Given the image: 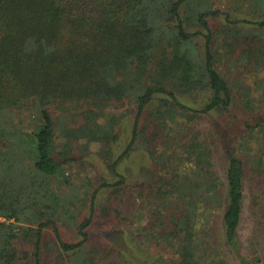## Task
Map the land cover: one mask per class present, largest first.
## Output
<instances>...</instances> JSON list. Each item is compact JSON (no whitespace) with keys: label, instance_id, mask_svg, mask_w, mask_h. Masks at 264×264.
Here are the masks:
<instances>
[{"label":"trees","instance_id":"1","mask_svg":"<svg viewBox=\"0 0 264 264\" xmlns=\"http://www.w3.org/2000/svg\"><path fill=\"white\" fill-rule=\"evenodd\" d=\"M223 1L0 0V264H126L100 257L89 231L106 186L88 196L83 216L82 187L63 171L77 159L57 160L59 139L65 152L98 156L115 189L127 186L122 165L135 152L158 169L142 191L118 197L126 207L154 204L140 234L131 222L116 237L166 246L169 258L142 254L126 239L122 254L134 264H228L224 247L247 264L243 157L227 151L225 186L208 138L192 128L237 102L254 111V93L264 99V0ZM219 64L245 75L231 81ZM199 99L200 107L188 103ZM128 119L130 139L117 155ZM245 126L249 138L264 132V124ZM181 130L194 131L181 139ZM247 156L259 170L263 158ZM49 228L55 262L44 256Z\"/></svg>","mask_w":264,"mask_h":264},{"label":"rangeland","instance_id":"2","mask_svg":"<svg viewBox=\"0 0 264 264\" xmlns=\"http://www.w3.org/2000/svg\"><path fill=\"white\" fill-rule=\"evenodd\" d=\"M223 3L226 4L225 0ZM214 27H218L219 21H212ZM219 69L222 73L226 74L231 81L235 79L243 78L245 74L240 75L243 69L234 70L228 72L222 64H219ZM254 78H247V84L253 85ZM259 99L255 105L257 108L254 111L245 110L240 102H237L230 112L224 116L219 117L217 115L205 116L200 119L196 124L192 126L195 131H201L208 142L211 145L214 155L215 166L214 170L221 178L226 186V153L231 150L237 155L242 156L246 165V183H245V205L243 219L240 226V240H241V252L243 257L247 260V264H263L264 258V219L260 216L259 212L262 211L264 205V132H259L261 129L256 128L250 137V130L246 129L245 123L256 126L264 124V99L260 98V94L254 93ZM239 97V96H238ZM192 106H201L202 100L188 101ZM33 113H27L30 116L28 121L31 123L36 122V116ZM32 115V116H31ZM132 120L128 119L122 127H120L121 141L116 145L115 152L120 154L126 147L130 135H131ZM190 131L189 133L193 132ZM186 130H181L178 135L181 139H184ZM180 138L178 140H180ZM247 140H252L250 144H244L241 149V143L243 144ZM62 140H58V150H56L55 157L58 161L64 162L68 159H77L72 163L64 165V174L71 177L76 184L81 186V193L84 194L82 203L84 206L81 208L83 216L89 215L90 203L88 196L96 188L106 186L100 191V195L96 202V208L94 223L90 227V234L92 241L100 254L104 251L100 257L106 263H110L111 260L115 262L124 261L126 264H134V262L126 257V254H122L128 249V241L132 243L137 250L142 254L155 255L158 254L164 258L167 263L169 255L166 246H146L143 238L134 239L129 237H116L117 226L128 225L134 223L133 227L137 230V233H141V229L147 223L145 213L150 212L154 202L152 200L138 199V202L134 206L126 207L124 203L118 202V197L131 195V191H142L148 183L155 180L157 174V168L150 160L147 154L144 152H135L131 155L129 160L124 161L123 169L124 173L128 176L127 186H121L119 188L108 186L107 183H111L114 179L109 174L106 165L102 162L98 156L94 153L85 156L78 153L65 152L61 145ZM252 147V149L250 148ZM94 149H97L96 147ZM247 151H251L254 158H263L262 164L259 166V170L256 167V163L253 160H248ZM163 153V152H162ZM259 153V154H258ZM65 154V155H64ZM84 155V154H83ZM263 165V167H262ZM63 181V180H62ZM129 185L131 190L129 189ZM56 186L60 190H65L66 187L62 185L60 178H58ZM142 188V189H141ZM134 189V190H133ZM120 191L114 193V191ZM136 192H133L136 194ZM123 193V195H122ZM130 193V194H129ZM87 195V197L85 196ZM142 200V201H141ZM106 209V210H104ZM112 214V216H111ZM148 214V213H147ZM127 217V218H126ZM0 220H3L0 218ZM64 239H69L62 229ZM78 239V237L70 238V240ZM56 242L54 232L51 228L47 229L43 239L44 256L45 261H49L50 258L55 262L57 253L52 248V243ZM112 249L110 257H105L107 248ZM225 252L228 264H242L237 257L230 251L223 248ZM126 253V252H125ZM97 256V255H96ZM104 256V257H103ZM102 263V261H101ZM100 263V264H101Z\"/></svg>","mask_w":264,"mask_h":264}]
</instances>
